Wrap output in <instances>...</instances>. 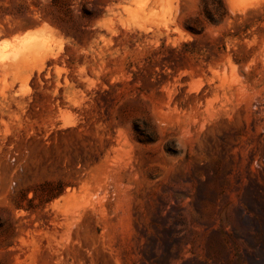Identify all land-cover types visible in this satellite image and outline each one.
Returning a JSON list of instances; mask_svg holds the SVG:
<instances>
[{"label": "rangeland", "instance_id": "rangeland-1", "mask_svg": "<svg viewBox=\"0 0 264 264\" xmlns=\"http://www.w3.org/2000/svg\"><path fill=\"white\" fill-rule=\"evenodd\" d=\"M203 1L0 0V264H264V0Z\"/></svg>", "mask_w": 264, "mask_h": 264}, {"label": "trees", "instance_id": "trees-1", "mask_svg": "<svg viewBox=\"0 0 264 264\" xmlns=\"http://www.w3.org/2000/svg\"><path fill=\"white\" fill-rule=\"evenodd\" d=\"M203 3H204L203 8H204V13H205L206 19L212 20V15L210 14L211 10H214V13L217 15V18L219 20H222L224 18L225 6L223 3V0H216V2H212V1L211 2H206V1L204 2L203 1ZM50 197H53V196H50Z\"/></svg>", "mask_w": 264, "mask_h": 264}, {"label": "bare ground", "instance_id": "bare-ground-1", "mask_svg": "<svg viewBox=\"0 0 264 264\" xmlns=\"http://www.w3.org/2000/svg\"><path fill=\"white\" fill-rule=\"evenodd\" d=\"M211 243H212V242H211ZM211 243H209V244H210L209 246H211V245L214 246V245H215V246H217V247H220V245H219L217 242H215V241H214L212 244H211ZM211 248H212V247H211ZM213 249H214V248H213ZM217 254H218V253H217Z\"/></svg>", "mask_w": 264, "mask_h": 264}]
</instances>
